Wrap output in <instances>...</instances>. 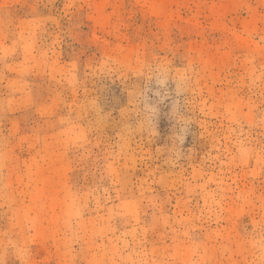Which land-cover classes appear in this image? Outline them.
Instances as JSON below:
<instances>
[{"label": "rangeland", "instance_id": "obj_1", "mask_svg": "<svg viewBox=\"0 0 264 264\" xmlns=\"http://www.w3.org/2000/svg\"><path fill=\"white\" fill-rule=\"evenodd\" d=\"M0 264H264V0H0Z\"/></svg>", "mask_w": 264, "mask_h": 264}]
</instances>
